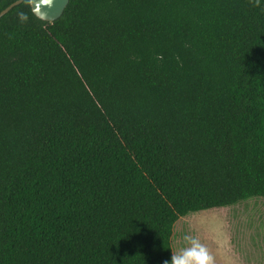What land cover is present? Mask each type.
Wrapping results in <instances>:
<instances>
[{"label": "trees", "instance_id": "16d2710c", "mask_svg": "<svg viewBox=\"0 0 264 264\" xmlns=\"http://www.w3.org/2000/svg\"><path fill=\"white\" fill-rule=\"evenodd\" d=\"M252 197L264 0L0 16V264H165L177 219Z\"/></svg>", "mask_w": 264, "mask_h": 264}, {"label": "rangeland", "instance_id": "374dc122", "mask_svg": "<svg viewBox=\"0 0 264 264\" xmlns=\"http://www.w3.org/2000/svg\"><path fill=\"white\" fill-rule=\"evenodd\" d=\"M185 236L204 245L215 264H264V197L180 217L172 229L173 255L188 246Z\"/></svg>", "mask_w": 264, "mask_h": 264}, {"label": "clouds", "instance_id": "9594fccd", "mask_svg": "<svg viewBox=\"0 0 264 264\" xmlns=\"http://www.w3.org/2000/svg\"><path fill=\"white\" fill-rule=\"evenodd\" d=\"M187 247L179 254L172 255L165 264H215L214 257L208 249L191 236L184 237Z\"/></svg>", "mask_w": 264, "mask_h": 264}, {"label": "water", "instance_id": "95a60500", "mask_svg": "<svg viewBox=\"0 0 264 264\" xmlns=\"http://www.w3.org/2000/svg\"><path fill=\"white\" fill-rule=\"evenodd\" d=\"M23 0H15L0 11V16L6 13L11 7ZM69 0H29L32 13L45 21L57 19L63 12Z\"/></svg>", "mask_w": 264, "mask_h": 264}]
</instances>
